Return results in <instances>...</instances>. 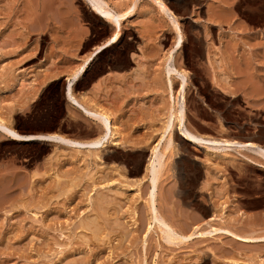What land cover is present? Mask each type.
<instances>
[{
	"label": "rangeland",
	"instance_id": "obj_1",
	"mask_svg": "<svg viewBox=\"0 0 264 264\" xmlns=\"http://www.w3.org/2000/svg\"><path fill=\"white\" fill-rule=\"evenodd\" d=\"M166 1L186 35L176 61L189 71L190 126L241 140L264 131V0ZM155 7L142 1L123 24V42L96 57L75 85L79 100L88 94L116 113L124 143L77 151L0 134V176L18 172L15 183L25 185L11 192L21 206L13 210L4 198L11 196L9 183L0 189V264H264V242L246 245L226 231L198 234L210 224L264 234V166L237 150L210 153L188 143L187 153L176 140L156 206L181 233L182 228L189 230L184 234L197 233L174 243L152 222L146 166L162 139L167 111L166 91L155 75L175 41ZM113 30L83 0H0V115L8 125L23 134L62 131L86 139L101 134V125L64 90L66 74ZM202 47L204 54L197 51ZM24 198L36 206L25 209ZM99 198L110 213L117 211L108 220L115 231L109 226L101 240L87 241L91 231L79 224L96 216Z\"/></svg>",
	"mask_w": 264,
	"mask_h": 264
},
{
	"label": "bare ground",
	"instance_id": "obj_2",
	"mask_svg": "<svg viewBox=\"0 0 264 264\" xmlns=\"http://www.w3.org/2000/svg\"><path fill=\"white\" fill-rule=\"evenodd\" d=\"M83 1L88 5L89 9L93 13L98 15L103 21L108 22L109 24H112V26H114V30L112 31L111 35H109V37H107L104 41L95 45L93 50L88 55H86V57H84L82 59V62L80 64H78L70 73L66 74V84H65V90L64 91L66 94L65 96L68 98V100L70 102L80 106L90 117H92L99 125H101V127L103 128V132L101 134L99 132L97 137L90 138V139L89 138H87V139L86 138H77V137H74L72 135L66 134L62 131H48V132H36V133L23 134V133H20L19 131H17L16 128L12 127L11 125H8V123H10V122H8V121H10L8 118H7L8 120H6L5 118H3L0 115V134L1 135L10 137L11 140L16 141V142H20V143H23V142H30V143L31 142L32 143L33 142H43V143H48V144L51 143L54 145H58L60 147L71 148V149H74L77 151H81V150L100 151V149H102V147L104 148V146L109 142H111L113 144H119V143L123 142V140H122V138L124 136L123 125H122L123 123L120 124V121H119L116 113L112 109H110V107L108 108V107L104 106L103 104H101V102L99 103L98 101H96V99L94 100V99H92V97L90 98L89 96H87L88 94L87 95L86 94L80 95L81 99L79 100L77 93L75 91V85L80 83V81L82 79L86 78V76L88 74V70L91 67L92 62L96 59V57H98L105 50L115 48L117 45H119L121 42H123V38H124L123 24H124V22L126 20H128L129 18H131L135 14L140 3L142 1H145V0H121L120 2H119V0L116 2H114L113 0H83ZM147 1L149 3L153 2L155 4V6H156L155 9H157L160 16L165 20V22L171 27V29L175 33V41L173 43V46L168 51V53H166V55L164 56L163 63L161 64L162 67L160 69L159 74L155 75V81L157 80L159 82V84L161 83L160 85H162L164 87V89H165L164 91H166V95H167V99L165 101L167 111H166L165 120L163 123V131L161 133L162 139H165L164 140L165 143L162 142L163 144L159 148V146L161 144V140H162L161 139L159 141L158 145H155L153 147V152H152L151 158L149 160V163L146 166V175H145V177L148 176V178L150 180L149 185H150L151 191H150V196H149V200H148L149 201L148 205L150 206V210L152 213V218H151L152 222L158 223V227L161 230L160 232L162 233V236L166 238V240L175 243L176 240H177V242L178 241L180 242L183 240L185 241V239L188 240V238H191L193 235H195L197 233L195 230L191 234H184V232L189 231V230L182 228V227L181 228H182L183 233H181L175 227H173V225H171L167 221L166 218H164L163 216H161V214H159L160 212L157 210V206H156V193H157L158 186H159L158 184H159L160 179H162V176H163V172L165 169L166 159H167L168 153L173 148H175L176 140L179 143H181L183 149L187 153H189L188 152L189 149L187 146L188 143L193 144V145L198 146V147H204L206 149V151L210 152V153L217 151V150H237L238 152H240L242 154L243 157H245L249 160H252V161L255 160L256 162H260V164L264 166V143H263L264 131L260 130V133L255 138L252 136V137H249L248 140H241L239 138L233 137L231 134L216 136V135H212L209 133H201L200 131L195 130L193 127L190 126L189 114H188V105H187V88H188V84H189V77H188L189 71L187 69L182 68L181 66H178L177 61H176V58H177L176 54L178 52L184 50L186 47V45H185L186 35H185L184 30L182 28V23L180 21V17H179V15H177L172 10V8L168 5L166 0H147ZM42 4H43V2H42ZM36 13H38V12H36ZM34 16H35V14H34ZM30 31H32V30H30ZM202 48H201V50L200 49L197 50V51H199L198 53L202 54V52H203V54H204V47H202ZM236 64H238V63H236ZM57 73L55 75L51 76L50 79H53L56 76L60 75V74L57 75ZM252 78L251 79L245 78L246 83L248 80L252 81ZM244 82L242 81L243 86L246 87L248 84H246ZM252 84H254V83H252ZM66 86H67V89H66ZM249 86H251V85H249ZM256 87H257V85L252 86V88H251V90L253 91L252 93H255L254 91H255ZM257 93H259V92H257ZM249 96L253 97L252 94H250ZM256 97H258V96H256ZM255 105H257V104H255ZM221 107H222V105H221ZM101 131H102V129H101ZM176 131H178V132H176ZM243 152L251 153L252 157L246 153H243ZM255 157L257 159H255ZM84 158H86V157H84ZM137 171H139V170H137ZM189 171L187 169H184L183 172L187 176H185V175H183V176H185V177L189 176V178H190L191 177L190 175L192 173H189ZM68 174H70V173H68ZM19 176H21V175L18 172L13 173V174H5V175L4 174L2 175V173H1V176H0V189L5 184L7 186V184L9 183L8 186L10 188H6V189L9 190V193H10L9 195H11V196L10 197L6 196V194L4 193L5 194L4 196H6L4 198L7 199V197H9L7 199V201L5 199V202H7L8 206H10L12 210H13V208L20 206V205H18L19 203L17 204L14 202L16 198L13 200L14 194L11 193L12 191H14L15 186L18 187V185H19L21 187L24 184L23 182L19 183V184L15 183V180ZM57 177H60V176L57 174ZM59 182H60V180H59ZM188 182H190V181H188ZM99 184H102V182H100ZM76 185H78V184L76 183ZM73 186H75V184H73ZM94 186H97L96 182H95ZM3 189H5V188L3 187ZM5 191L6 190H4L3 192H5ZM1 194H0V196H1ZM15 196H16V193H15ZM101 196H99V197H101ZM105 197L106 196H104V198ZM104 198H99V204H97L96 209H94L96 211V216L94 218H92V217L91 218H85V220L80 222L81 224H79L83 227V229H86L87 231L88 230L91 231L90 238H87V241L90 240L91 238H92L91 240H94V238L97 240H101L104 237V235L108 231H110L109 226L111 224L109 222L110 225H108V220L112 219L111 217L117 211L110 213V210L108 208L106 209L104 204L102 205L103 201H105V203L107 202L106 200H104ZM27 199L28 198L22 199V201H23L22 206L25 207V209H28V208L30 209V206H33V207L36 206L35 204H31ZM96 200L98 201L97 198H96ZM0 201H4V199H2ZM120 202H121V200H120ZM0 205H1V203H0ZM108 205L109 204L107 203L106 206H108ZM10 207H8V208H10ZM39 208H40V206H39ZM133 210H135V209H133ZM29 212H30V210H29ZM35 214L38 215V212L34 213V215ZM132 214H133V211H132ZM82 219H84V218H82ZM152 222L150 221V224L147 228V234H148V231L151 230L152 225L154 224ZM118 226L119 225H117V227ZM184 226H186V225H184ZM110 228L112 229V232L115 231L114 227L110 226ZM195 229H197V227ZM122 231H124V230H122ZM218 231L219 232L220 231H226V232L232 234V236H235V238L238 241H240L241 243L246 244V245H250V246L251 245H257L260 242H264V234L263 235H256L253 233L245 234V235L244 234H238V233H236L230 229L217 227V226H215V224H210L208 229L201 231V232H198V234H200V235L208 234L209 235V234H212L214 232L217 233ZM117 232H118V230H117ZM216 233H214V234H216ZM86 236H87V234H86ZM105 238H106V236H105ZM109 239H108V242H109ZM119 247L120 246H117L118 249H119ZM110 248H111L110 250H115L116 247L111 246ZM234 264H236V262Z\"/></svg>",
	"mask_w": 264,
	"mask_h": 264
},
{
	"label": "crops",
	"instance_id": "obj_3",
	"mask_svg": "<svg viewBox=\"0 0 264 264\" xmlns=\"http://www.w3.org/2000/svg\"><path fill=\"white\" fill-rule=\"evenodd\" d=\"M211 17H212V16H211ZM260 129H263V128H259V131H260ZM259 131H258V132H259ZM258 132H257V133H258ZM202 133H203V132H202ZM257 133H254V135H253V136H256V135H257ZM247 140H248V139H247ZM255 158H256V157H255ZM256 159H257V158H256Z\"/></svg>",
	"mask_w": 264,
	"mask_h": 264
},
{
	"label": "water",
	"instance_id": "obj_4",
	"mask_svg": "<svg viewBox=\"0 0 264 264\" xmlns=\"http://www.w3.org/2000/svg\"><path fill=\"white\" fill-rule=\"evenodd\" d=\"M66 89H67V86H66Z\"/></svg>",
	"mask_w": 264,
	"mask_h": 264
}]
</instances>
